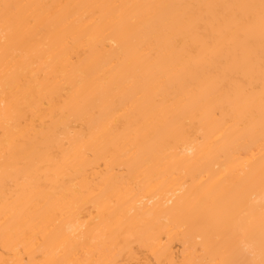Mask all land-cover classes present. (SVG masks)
<instances>
[{
  "label": "bare ground",
  "instance_id": "bare-ground-1",
  "mask_svg": "<svg viewBox=\"0 0 264 264\" xmlns=\"http://www.w3.org/2000/svg\"><path fill=\"white\" fill-rule=\"evenodd\" d=\"M0 264H264V0H0Z\"/></svg>",
  "mask_w": 264,
  "mask_h": 264
},
{
  "label": "snow or ice",
  "instance_id": "snow-or-ice-1",
  "mask_svg": "<svg viewBox=\"0 0 264 264\" xmlns=\"http://www.w3.org/2000/svg\"><path fill=\"white\" fill-rule=\"evenodd\" d=\"M4 7H5V9H8L10 6H8V5H5Z\"/></svg>",
  "mask_w": 264,
  "mask_h": 264
}]
</instances>
